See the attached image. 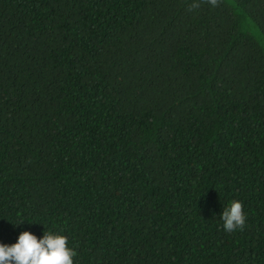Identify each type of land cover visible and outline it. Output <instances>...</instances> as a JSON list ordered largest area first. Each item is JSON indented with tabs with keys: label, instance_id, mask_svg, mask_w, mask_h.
<instances>
[{
	"label": "trees",
	"instance_id": "1",
	"mask_svg": "<svg viewBox=\"0 0 264 264\" xmlns=\"http://www.w3.org/2000/svg\"><path fill=\"white\" fill-rule=\"evenodd\" d=\"M193 2L0 0V244L264 264V0Z\"/></svg>",
	"mask_w": 264,
	"mask_h": 264
},
{
	"label": "clouds",
	"instance_id": "2",
	"mask_svg": "<svg viewBox=\"0 0 264 264\" xmlns=\"http://www.w3.org/2000/svg\"><path fill=\"white\" fill-rule=\"evenodd\" d=\"M206 2L216 7L219 0ZM199 7V0H194L188 10L193 11ZM221 218L226 232L243 230L246 216L242 203L232 201L223 211ZM76 255L77 253L68 246L66 236L51 232H45L42 239H38L30 232H23L15 244L11 246L0 244V264H74L73 257Z\"/></svg>",
	"mask_w": 264,
	"mask_h": 264
}]
</instances>
